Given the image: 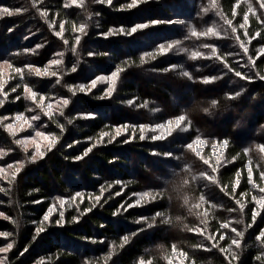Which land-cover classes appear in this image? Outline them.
<instances>
[{"label":"trees","instance_id":"16d2710c","mask_svg":"<svg viewBox=\"0 0 264 264\" xmlns=\"http://www.w3.org/2000/svg\"><path fill=\"white\" fill-rule=\"evenodd\" d=\"M167 2L0 0V264H264V0Z\"/></svg>","mask_w":264,"mask_h":264},{"label":"rangeland","instance_id":"374dc122","mask_svg":"<svg viewBox=\"0 0 264 264\" xmlns=\"http://www.w3.org/2000/svg\"><path fill=\"white\" fill-rule=\"evenodd\" d=\"M179 1L181 3H183V5L181 6V7H183L182 10L180 9L181 7L179 8L178 4L174 3V0H169V2H167L168 6H178V7L174 8V9L178 10L176 12L174 10L170 9V10H172V13H171L172 16L182 12L183 9L190 10L191 7H192L191 6L192 5V0H179ZM161 6H167V5H161ZM139 28H141V27H136V30H138ZM116 32H117L116 30L115 31L113 30L112 33H110L107 36H104V39H109V38L112 39V38L116 37L117 36ZM131 33L134 34V32H132V31H131ZM121 36H124V35L121 34ZM145 44L149 45V43H145ZM92 45L93 44L91 43V44L88 45V47H91ZM121 49L126 54L127 49H126V47L124 45L121 46ZM0 66H1L0 67V82L2 84H4V83H6L7 80L8 81L10 80V76H8V73H7V71L10 72V68H9V65L6 64V63H2ZM103 66H105V65H103ZM90 73L93 74L94 71L90 70ZM112 76H113V74L108 76V77H106L104 75H100L98 77L93 78V80L91 82H89V89L93 90V89L99 87L101 84H104L106 82H110V84H111L110 88L111 89L109 88V90L105 93L104 96L111 97L113 95V93H114L113 89H114V84H115V83L113 84ZM117 77H118V74L115 77V81L117 80ZM25 98L28 99L29 95H26ZM104 99H106V98H104ZM61 101H63V100L58 98V97H52L51 100L47 103V105H46L47 107L44 109L45 115L47 116V114H48L50 116L51 112L55 113L54 108L57 105H59V103H61ZM49 105H51V108L48 107ZM26 110L27 111L25 112V114L24 113L23 114H18V115H15L13 118H11L10 121H8V123L5 125V127L11 133V135L14 137L15 141L17 142V144H20L21 146L24 147V149L27 150L28 148H30L29 147L30 145H35L37 148L39 147L38 141H36V140L33 141V139H40V138L43 139V138H45V139L50 140V138L49 137H44L43 133L39 129H33V128L31 129V128H29V125H30L29 122H35V121L38 123V127H40L43 130H45V126H47L46 123H45L46 121H44V119L40 120L39 115H37L34 112V110H36V106L31 105V104L27 105ZM24 115H26V116H24ZM18 116H20L22 118L17 120L16 117H18ZM34 116L38 117V119L33 120L32 117H34ZM80 118H87V117L86 116H81ZM25 121H28V122L25 123ZM9 125H12L13 127L11 129H9V127H8ZM37 133H40L42 135H37ZM6 154H7L6 152L0 151V159H2L3 156L6 155ZM36 156L37 157H35V158H38L41 155H36ZM32 157H33V155H32ZM130 158L135 163H138V162L143 163L144 162V160L141 157H139V155H137V154L131 155ZM153 172H154L153 174H157L158 171L154 169ZM66 174H68V172H66ZM69 174H71V173H69ZM53 188H54V192H57L58 188H57V183L56 182H54ZM64 202L65 201H62L63 204H64ZM53 211H54V208H51L49 210V212L46 215L47 219L50 218V216L52 215ZM2 216L3 215L0 213V218Z\"/></svg>","mask_w":264,"mask_h":264},{"label":"snow or ice","instance_id":"6c2138e0","mask_svg":"<svg viewBox=\"0 0 264 264\" xmlns=\"http://www.w3.org/2000/svg\"><path fill=\"white\" fill-rule=\"evenodd\" d=\"M73 2L75 3V0H73ZM81 2H82V0H81ZM100 2L101 3H103V2H105V0H100ZM107 2L110 4L111 3V0H107ZM140 2V0H133V3L131 4V5H129V7H134V6H136V4L137 3H139ZM8 14V15H11L12 13L10 12V10L9 9H7V8H3V9H0V15H3V14ZM227 23H231L230 21H228ZM136 27H146V25H138V26H136ZM136 27H134V28H132L131 29V31L132 32H135L136 31ZM83 29H81V31H82ZM120 31H123V29H121ZM233 31H235V29H233ZM207 34H213V35H216L217 33L214 31V29H208V32L207 33H201L200 35H207ZM193 35H197V33L195 32V31H193ZM178 43V42H177ZM243 46V45H242ZM168 47L169 48H171L172 47V45H168ZM161 49H162V51L163 50H166V49H164V47L163 46H161ZM247 51V49L245 48V52ZM214 54H215V50H214ZM199 55V53H193L192 54V56H193V58H195L196 56H198ZM60 61H53L52 63H59ZM76 69L75 68H73V71H75ZM17 71H21L20 69H17ZM34 71L36 72V74L37 75H47L48 73H47V70H45V72L44 73H41L38 69H34ZM183 75H185V76H188L189 74L187 73V72H184V73H182ZM52 75H55V73H52ZM116 75H117V73H113V76H112V80H113V84L115 83V77H116ZM237 75H239V73H237ZM209 81H205V83H208ZM94 83V82H93ZM70 91H72V89H69ZM80 90L81 91H83L84 90V86H80ZM26 91H28L29 93H30V96H31V98L33 99V100H35L36 99V93H34V92H32L31 91V89H26ZM110 94V93H109ZM239 93H237V95H238ZM230 98H235V97H230ZM41 101H43V97H41ZM3 103V101H0V104H2ZM69 103V101L66 99V100H64L63 101V104L64 105H67ZM49 108H51V105H49L48 106ZM22 117H20V116H18V117H16V119L17 120H19V119H21ZM32 119L33 120H35V119H38V117H32ZM28 121H25V123H27ZM69 123H71V121H69ZM9 127V129H11L13 126L12 125H9L8 126ZM37 135H42V134H40V133H37ZM56 142V138L55 137H53L52 139H51V143L52 144H54ZM88 151H91V149H89ZM88 153L87 152H85L84 153V155H87ZM41 155H43V154H41ZM82 157H77V159H81ZM35 160V157L33 158V161ZM17 171H19V169H17ZM261 204H264V201H261L260 202ZM45 219L47 220V216L45 217ZM226 226V225H225ZM41 231H43V229H41ZM233 231H235V229H233ZM261 235L262 236H264V233H261ZM125 239V241H127V237H125L124 238ZM233 243L234 244H237V246H238V242L237 241H233ZM12 247V245L11 244H9L8 245V248H11ZM7 249H0V251H6Z\"/></svg>","mask_w":264,"mask_h":264}]
</instances>
